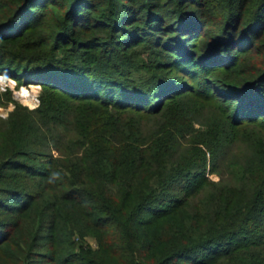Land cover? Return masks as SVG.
I'll list each match as a JSON object with an SVG mask.
<instances>
[{"label": "trees", "instance_id": "16d2710c", "mask_svg": "<svg viewBox=\"0 0 264 264\" xmlns=\"http://www.w3.org/2000/svg\"><path fill=\"white\" fill-rule=\"evenodd\" d=\"M37 1L14 0L13 12L22 7L19 13L22 17L16 22L17 12H15L13 16L5 15L6 17L0 20V42H12L23 36L24 31L30 27L29 24L37 20L34 18L36 15L34 17L27 15L28 4H39ZM62 1L68 3V10L71 11L67 13V16L76 17L75 6L80 4L79 0H61L59 4L58 0H40L42 3L40 8L47 5L59 6ZM95 1L92 0L90 3L86 1L88 5L86 9L95 11ZM165 2H167L166 6L163 5ZM133 3H135L134 0L106 1L108 14L99 13L101 16L98 15L99 18H95V21L99 23L103 21L101 26L109 30L106 33L109 39L107 41L94 39L90 42L102 48L97 57L81 52L84 44L78 42L74 38L75 33L71 32L75 30L74 27L84 24V21H79L82 18H74V21L69 23L66 19L60 20L58 28L61 30L67 24H73V22L76 24L73 25L69 35L56 34L54 38H47L48 41L44 44L50 49L17 59L22 66L29 67V70L24 69V73H30L32 76L34 72V76L40 78L38 82L42 86L58 90L64 96L81 102L93 101L95 106L101 108L99 110L96 107L97 109L90 113L88 119L84 117L82 126L85 128L83 136L92 142L91 146L98 154V164L100 162L102 165L95 169L85 155L80 158V172L85 175L88 182L96 185L97 188L107 189L108 195L111 196L112 209L108 213L105 210L97 211V214L101 216L94 218L97 227L106 224L112 234L110 244L104 243L99 247L98 257L101 259L99 264H104L102 256L107 258L106 264H208V260H212L213 263L233 257L240 258L237 264H264V240L260 234L264 220V136L262 134H256L253 140L254 161L246 167L248 182L240 187V192L246 193V196L242 199L229 197L226 200L210 198L205 206L211 214L208 215V219L199 220L203 228H201L202 234L196 241L191 240V235L188 234H183L173 241L165 238L164 226L174 220L176 210L189 197L201 190L205 184L203 174L207 155H212L214 147L218 151L222 144L230 142L226 132L230 133V126H233L235 121L226 117L230 126L222 120L215 124L213 130L211 128L213 134L210 131L207 132L211 138L198 142L194 140L186 144L185 148L179 145L177 137L178 133L183 136L191 132L190 115L186 110L161 113L162 116L159 118L155 131H148L146 126L139 122V115L135 114H147L148 110L163 104V101L155 103V100L148 103L149 105L145 104L149 96L155 95L162 100H172L174 96L186 92L181 90V86L175 87L176 84L172 83V79L168 77L161 79L152 74L146 79H141L140 75L135 74L131 68V63L118 54L117 47L121 45L116 47L118 40L115 37L127 32L133 33L132 31L145 33V29L150 26L154 29L153 34L165 33L168 36L167 31H169L182 36V32H189L191 27L187 23L195 20L194 17L198 14L196 8H202V1L142 0V5L145 4L141 9L144 13L141 19L144 27L127 31L126 26L139 20L135 13L137 8L129 6ZM220 3L218 7L220 21L217 23L220 27L219 35L213 42L221 46L224 44L223 48L220 46L219 49L225 50L224 53H226L227 48L231 49L233 46L234 51H240L250 39L264 45V0H220ZM167 6L174 7L170 14L165 9ZM8 9L11 10V8ZM124 12H128L126 17L123 16ZM87 22L91 20L88 19ZM90 25H87V28ZM163 25H165L164 28H162ZM83 28L86 29V26ZM197 30L200 33V29ZM194 32L196 31L193 30L192 33ZM145 34L144 36L148 37L149 33ZM170 37L173 36L170 35ZM155 41L157 42L156 38ZM169 43L168 39L162 45L169 47ZM106 44L112 45L113 48L107 47ZM86 48L90 49L87 46ZM219 49L208 52L207 57L213 53L217 54ZM263 49L264 47L260 51L264 53ZM187 51L190 50L187 48ZM162 55L169 59L170 64H174L173 67L179 66L183 61L193 68L196 67L195 71H199L209 63L204 62L209 57L202 62L199 60L186 62L185 57L184 59L180 57L183 60H176V57ZM237 55L239 56V52L226 55L228 59L231 58L228 64L239 61ZM9 56H11L10 53L0 46L1 60L10 62L7 59ZM195 71L193 70L192 73L195 74ZM183 72L188 70L185 69ZM199 76L204 80L201 85L204 86L205 81L206 85L208 80L204 77L205 74L199 71ZM222 84L224 88L222 86L216 89L226 98L223 114L230 112L233 108L234 116L243 117L241 119L243 121L252 122L255 119V112L259 113L257 116L264 117V68ZM100 88H104L102 94L93 92ZM241 94L242 97H240ZM240 102H247L248 106L244 104L241 106ZM235 125L237 127L240 123L237 122ZM146 135L149 137L147 138ZM0 138H4V135ZM23 148L20 144H13V142L8 145V141L3 140L0 154L6 158V166L30 171L33 176L46 177V170L50 169L48 163L31 157ZM182 155L194 158L190 169L176 164ZM190 170L195 174L187 175V171ZM181 181L186 183L180 187L184 192L183 202L174 197H167L165 192L169 189V185L172 182L180 183ZM67 186L66 182L61 181V187L64 190L68 189ZM72 188L70 193L74 194V187ZM197 219L198 213L187 216V222L193 228ZM253 238L256 240L252 241ZM1 248L3 251H8L6 245H2ZM255 250H259L258 253H252ZM198 251L207 253L208 259H201ZM87 254L88 257L93 256V253L87 252Z\"/></svg>", "mask_w": 264, "mask_h": 264}, {"label": "rangeland", "instance_id": "374dc122", "mask_svg": "<svg viewBox=\"0 0 264 264\" xmlns=\"http://www.w3.org/2000/svg\"><path fill=\"white\" fill-rule=\"evenodd\" d=\"M59 1L61 0H58V4ZM86 1L90 3L92 0ZM86 1L79 0L80 4L75 6L76 17L67 16V13L71 11L68 10V3L64 1L59 6L47 5L44 8H40L42 4L40 0L37 1L39 4H28L27 15L31 17L36 15L34 18L37 20L29 24L30 27L24 31L21 38L12 42H0L4 51L11 55L7 58L10 62H4L0 58V136L4 135V138H0V146L4 139L8 141V145L11 142L20 144L31 157L48 163L50 167L46 170V177L33 176L30 171L7 167L6 158L0 154V264H99L100 245L110 244L112 240V234L106 224L97 227L94 220L95 217L101 216L97 214V211L105 210L108 213L112 209L111 196L108 195L107 189L91 185L85 175L80 172V158L83 155L95 169L102 165L100 162L98 164V154L91 146L92 142L83 136L85 128L82 126L84 117L88 119L94 109L100 110L101 108L95 106L93 101L81 102L64 96L58 90L42 86L38 82L40 78L34 76V72L32 76L30 73L29 75L24 73V69L29 70V67L22 66L17 60L28 54L50 49L44 44L48 41L47 38H54L56 34L69 35L73 25L76 24V22L67 24L61 30L58 28L60 20L66 19L69 23V21H74V18H82L79 21H84V24L74 27L75 30L71 33H75L74 38L78 42L90 48L87 49L82 45L81 52L91 54V57L99 56L102 48L90 42L94 39L98 41L109 39L106 35L109 30L101 26L103 21L100 23L95 21L98 15L108 14L107 0H96L95 11L86 9L88 6ZM201 1L202 8H196L198 14L194 17L195 20L186 22L191 27L190 30L187 28L189 32H182V36L169 31H167L168 36L165 33L153 34L154 29L150 26L145 29V33H152L148 34V37L140 31L127 32L115 37L118 40L116 47L121 45L117 47L118 54L131 63V68L135 74L140 75L141 79H146L152 74L161 79L168 77L172 79V83L176 84L175 87L181 86V90L186 92L174 96L172 100H162L161 97L158 98L155 95L146 99L145 104L154 102V100L155 103L163 101L162 105L159 107L156 105L154 109L148 110L147 114H135L139 115V122L145 125L148 131L157 129L161 113L186 110L190 115L191 132L183 136L178 133L177 137L179 145L185 148L186 144L194 140L198 142L211 138L207 132L210 131L213 134L211 128L213 130L215 124L222 120L227 122L226 117L235 121V124L240 123L237 127L235 124L230 126L228 122L225 123L230 126V133L225 131L230 142L222 144L218 151L214 147L213 156L207 155L203 174L205 184L197 194L189 197L176 210L174 220L164 226L165 238H170L172 241L183 234L191 235L193 241L198 239L197 237L202 234L201 228H203L199 220L208 219V215L211 214L205 206L210 198L226 200L229 197L242 199L246 196V193L240 192V187L248 182L246 173L248 168L246 167L254 161L252 143L256 134L264 136V117L257 116L259 113L255 112L254 122L243 121L241 120L243 117L234 116L233 106L230 112L223 114L226 98L216 89V87L222 88L224 82H232L238 77L264 68V53L260 51L264 45L260 42L257 44L250 39L242 50L234 51L235 48L231 46L233 50L227 48V54L224 53L225 50L218 48L221 45L213 43L214 39L218 38L216 36L219 35L220 29L217 26L220 21L218 18L220 0ZM13 2L14 0H0V20L4 19L5 15L10 16L15 12H17L16 22L22 17L19 16L22 7L13 12L15 7L12 6ZM134 2L129 6L137 8L135 13L139 20L126 26L127 31L144 27L141 20L144 13L141 9L149 2L143 5L142 0H134ZM166 4L167 2L163 5L166 6ZM173 8V6H167L165 9L170 14ZM127 15L128 12H124L123 16ZM88 19L91 22L86 23ZM87 25L90 26L87 28ZM84 26L86 29L83 28ZM173 27L176 30L174 24ZM150 28L151 31H149ZM196 28L200 29V33ZM193 30L196 31L194 34ZM168 39L169 47H164L162 44ZM182 44H184L183 47ZM106 45L113 48L112 45ZM223 46L224 44L221 47ZM187 48L190 51H187ZM216 49L220 52L218 50L217 54L213 53L208 58V52ZM238 52L239 61L235 64H228L231 58L228 59L225 56L231 53L238 54ZM162 54L170 55L171 58L176 57V60H183L185 57L186 62L192 60L202 62L208 58L204 62L209 63L199 70L205 74L207 84L205 85V81L204 86L201 85L204 80L199 76V71H195L196 67L193 68L183 61L179 66L173 67L174 64H170L169 59ZM185 69L190 73L183 72ZM192 69L195 74L192 73ZM93 92L102 94L104 88L93 90ZM179 100L182 101L179 102ZM242 104L248 106L247 102H240L241 106ZM238 118L240 119L237 120ZM146 137L148 138L149 135ZM193 162L194 158L182 155L176 164L190 169ZM187 173V175L195 174L192 170ZM61 181L68 184L67 190L61 187ZM184 183V181L172 182L165 192L167 197L182 201L184 192L180 187ZM72 187H74V194L70 193ZM192 213H198L194 228L187 222V216ZM260 234L264 240V220ZM255 240L256 238H253L252 241ZM2 245L8 247L7 252L2 250ZM258 251L255 250L252 253H258ZM87 252L93 253V256L88 257ZM198 254L201 259H208V254L203 251H198ZM102 262L107 263L105 256H102ZM239 262L240 258L235 259V257L213 263L212 260L207 261L208 264H237Z\"/></svg>", "mask_w": 264, "mask_h": 264}]
</instances>
